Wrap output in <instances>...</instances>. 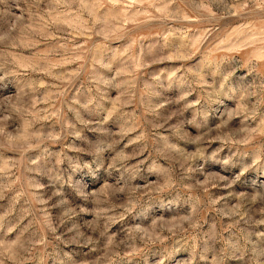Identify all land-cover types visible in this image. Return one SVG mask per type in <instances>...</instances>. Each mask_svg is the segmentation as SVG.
<instances>
[{
    "label": "rangeland",
    "instance_id": "rangeland-1",
    "mask_svg": "<svg viewBox=\"0 0 264 264\" xmlns=\"http://www.w3.org/2000/svg\"><path fill=\"white\" fill-rule=\"evenodd\" d=\"M262 220L264 0H0V264H264Z\"/></svg>",
    "mask_w": 264,
    "mask_h": 264
},
{
    "label": "clouds",
    "instance_id": "clouds-1",
    "mask_svg": "<svg viewBox=\"0 0 264 264\" xmlns=\"http://www.w3.org/2000/svg\"><path fill=\"white\" fill-rule=\"evenodd\" d=\"M256 223H258V224H264V220H262V221H258V222H256ZM176 227H179V225H176ZM169 231H171V229H169ZM261 235H264V233H262ZM246 238V237H245ZM237 251H239L240 252V255L239 256H235V259L237 260V261H242L243 260V249L242 248H237Z\"/></svg>",
    "mask_w": 264,
    "mask_h": 264
}]
</instances>
